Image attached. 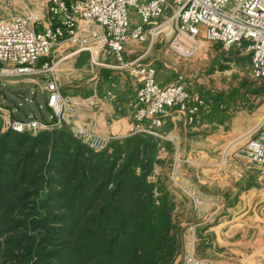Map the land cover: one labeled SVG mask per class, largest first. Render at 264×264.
Listing matches in <instances>:
<instances>
[{
	"label": "rangeland",
	"instance_id": "374dc122",
	"mask_svg": "<svg viewBox=\"0 0 264 264\" xmlns=\"http://www.w3.org/2000/svg\"><path fill=\"white\" fill-rule=\"evenodd\" d=\"M25 1L19 4L20 10L38 8ZM169 17L167 11L157 23L162 24ZM163 26V33L135 43L133 53H140L137 62L154 64L163 83L180 79L191 91L220 105L211 112L214 119L201 130L189 133L186 139L162 127L156 132L136 131L131 124L126 126L129 130L110 133L112 138L106 146L94 150L75 135V117L58 121L47 103L45 75L36 79H1L0 102L19 119L38 118L48 123L37 134L28 133L31 137L65 129L86 149L103 155L106 162L97 170L102 174L94 184L103 185L100 200L114 202L123 196L132 199L136 196L130 191L135 189L142 198L169 199L174 225L171 233H176L178 241L172 264H264V181L243 154L246 142L264 119V80L251 75V55L243 43L228 45L202 39L194 50L179 54L170 44L176 33L168 23ZM66 45L65 42L61 50ZM73 51L75 48L66 49L63 54ZM88 54L80 65L74 63L75 56L71 55L56 68L61 90L71 97H89L93 93L87 90L89 78L95 73L107 81L108 68L97 63L100 58L92 61ZM78 68L84 72L80 79L74 76L78 75ZM79 84L82 86L77 87ZM74 88H81L82 93L73 92ZM207 116L208 112L201 120ZM8 134L9 141L16 145L19 139L13 131L1 130L0 138ZM209 135L214 136L208 138ZM57 156L49 151L47 158L38 162L40 172L34 176L35 181L24 184L32 191L27 199L32 205V209H27L30 213L65 211L67 197L62 194L60 183L66 179L59 173L63 168ZM128 167L131 170L124 173ZM122 187L127 188L125 195L119 192Z\"/></svg>",
	"mask_w": 264,
	"mask_h": 264
},
{
	"label": "built area",
	"instance_id": "2783aa9c",
	"mask_svg": "<svg viewBox=\"0 0 264 264\" xmlns=\"http://www.w3.org/2000/svg\"><path fill=\"white\" fill-rule=\"evenodd\" d=\"M22 1L0 0V80L45 75L47 103L58 121L77 117L79 105L61 90L50 59L65 42L66 48L87 50L97 58L113 54L119 67L137 77L131 127L136 131L156 132L174 108L187 123L194 122L206 106L205 98L180 79L161 82L154 64L125 60L129 45L163 33L166 23L176 33L170 44L179 54L194 50L202 39L243 43L251 55V75L264 80V0H26L38 8L24 11L18 8ZM167 11L170 17L157 23ZM47 126L38 118L19 119L0 102V131L37 134ZM74 131L94 150H102L112 138L85 124H75ZM243 154L264 181V119Z\"/></svg>",
	"mask_w": 264,
	"mask_h": 264
},
{
	"label": "trees",
	"instance_id": "16d2710c",
	"mask_svg": "<svg viewBox=\"0 0 264 264\" xmlns=\"http://www.w3.org/2000/svg\"><path fill=\"white\" fill-rule=\"evenodd\" d=\"M13 132L16 145L9 134L0 138V264H172L178 241L169 199L142 198L135 189L132 199L100 200L103 185L94 184L103 155L65 129L37 138ZM49 151L66 179L60 183L65 211L30 213L32 191L24 184L35 181ZM119 190L125 195L127 188Z\"/></svg>",
	"mask_w": 264,
	"mask_h": 264
},
{
	"label": "crops",
	"instance_id": "0c3cea01",
	"mask_svg": "<svg viewBox=\"0 0 264 264\" xmlns=\"http://www.w3.org/2000/svg\"><path fill=\"white\" fill-rule=\"evenodd\" d=\"M134 46L135 43L129 45L126 48V61H130L129 59L132 57H134V59H140L139 52L133 53V51L135 50L133 48ZM66 49L69 48L65 47L63 50H61V47H59L57 51L54 52L50 57V59L55 62V71L64 64L62 63V61L69 56H75L73 60L74 63L80 65V62L84 61V57L88 56V53H90L87 50H75L71 54L64 55L63 53ZM95 58H97L96 54L93 53L91 55L92 61H95ZM99 58L101 61L97 63L108 68V70H106L109 73V75L107 74V81L104 82V78H101L98 73H95L94 76L89 78L90 84H88L89 86L87 90H91V92H93L89 95V97H86V94L84 96L82 94H73L72 98L76 102H78L79 105L76 109L78 116L74 119L72 118V120L74 122V125L87 124L89 127L94 128L98 131H102V133L106 135H109L110 133L117 134L119 132H123L122 129L124 130L127 125L130 126L132 124V114L136 106L135 93L139 83L137 77L131 74L126 67L124 68L118 66L119 62L113 54H100ZM88 59L91 61L90 57ZM81 69L82 68H78L79 73L78 75H74L75 78L78 77V79H80L82 77L84 72ZM98 69L99 68H97V71ZM56 75L59 80L60 78L58 77V74ZM79 85L77 87L82 86L81 84ZM72 91L82 93L81 88H74L72 89ZM108 91H111L112 94L107 95ZM203 97L206 100V106L203 109V112L195 120V123L187 124L185 115L181 113L177 108H174L170 111V114L165 117L162 128L165 130H170L179 137H185L186 139V136L189 133H194L196 132V130H201L205 125H208L210 121L214 119L211 118V112H216L220 105L219 103L215 104L212 102H208L206 97ZM85 99L87 102H85ZM88 100H92V102H88ZM207 112L209 117L207 116L202 121L201 118L206 115ZM129 128L130 127L126 129L129 130ZM213 136L214 135H209L208 138Z\"/></svg>",
	"mask_w": 264,
	"mask_h": 264
},
{
	"label": "bare ground",
	"instance_id": "6f19581e",
	"mask_svg": "<svg viewBox=\"0 0 264 264\" xmlns=\"http://www.w3.org/2000/svg\"><path fill=\"white\" fill-rule=\"evenodd\" d=\"M165 28H166V27H163L162 29H164V30H165Z\"/></svg>",
	"mask_w": 264,
	"mask_h": 264
}]
</instances>
